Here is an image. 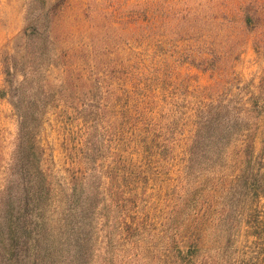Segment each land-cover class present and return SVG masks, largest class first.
<instances>
[{
  "label": "rangeland",
  "instance_id": "1",
  "mask_svg": "<svg viewBox=\"0 0 264 264\" xmlns=\"http://www.w3.org/2000/svg\"><path fill=\"white\" fill-rule=\"evenodd\" d=\"M31 3L0 0V91ZM46 48L44 212L33 203L15 232L20 172L34 170L0 97V264H180L190 246L194 264H264V0H68Z\"/></svg>",
  "mask_w": 264,
  "mask_h": 264
},
{
  "label": "trees",
  "instance_id": "2",
  "mask_svg": "<svg viewBox=\"0 0 264 264\" xmlns=\"http://www.w3.org/2000/svg\"><path fill=\"white\" fill-rule=\"evenodd\" d=\"M67 1L68 0H54L52 2L51 0H32L31 6L27 12L26 27L22 38L25 54L21 55V53L24 52L13 54L7 53L2 59L3 72L6 76V88L0 91V97L9 99L13 108L19 113V150L23 149L22 154H25V161H28L29 159V162L33 165L31 166L29 164L28 168L34 170L32 179L28 175H25L23 171L20 172V180L17 184L19 190L16 194L19 200L18 210L22 216L11 221V232H15L19 229L18 224L20 223V219L26 218L25 222H27V220L31 218L30 216H33V214H29L30 210H33V203L39 207L37 211L39 216L43 215L42 212H44L41 204L46 195L44 193L46 190V183L49 181L43 175L44 173L41 168L43 149L35 137V128L38 126L39 122L38 109L40 107L36 98V92L38 91L36 74H39L37 63L39 62L38 59L41 57L42 49H47L46 47L49 45L53 25L55 24L62 7ZM253 20L254 19L250 14H245L244 22L247 27L252 26ZM203 62L209 63L213 62V60L210 58H204ZM20 63L23 64L24 68L27 66L33 71H22L24 68L20 69ZM27 63L29 65H27ZM191 64L201 68V65L195 61H191ZM15 98L20 99L19 101H16ZM29 151L32 152V159L30 158ZM252 152H254V144L253 142H250L244 150L242 157L248 159L251 157ZM122 164L123 163H116L114 166L108 167L105 171L110 187L115 185L118 186V188H121L120 180L129 175L128 172L121 167ZM28 168L27 170H29ZM74 191L77 192V190ZM11 198L15 199L16 197L11 196ZM80 200L83 199H78L79 202ZM77 211L78 212H76L75 215H71L69 219L65 218L66 222L70 221L74 225H80V215L83 212V205H81L80 210L77 209ZM31 223H33V221ZM24 227L25 229L32 228L31 225L26 223ZM75 228L77 230V227ZM66 232L70 234V230ZM77 232L81 233V231ZM71 235L75 240L78 239V235L76 236L72 232ZM10 246L14 247L12 245ZM10 252H13L12 249L9 253ZM196 252L194 246H190L188 249H182L179 247L176 249V256L180 264H194V257L197 254ZM77 264H82V262L78 261Z\"/></svg>",
  "mask_w": 264,
  "mask_h": 264
}]
</instances>
